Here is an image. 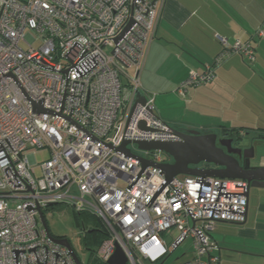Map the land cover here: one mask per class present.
<instances>
[{
  "label": "built area",
  "instance_id": "built-area-1",
  "mask_svg": "<svg viewBox=\"0 0 264 264\" xmlns=\"http://www.w3.org/2000/svg\"><path fill=\"white\" fill-rule=\"evenodd\" d=\"M164 3L0 0V264H75L39 224V211L62 204L100 220L107 236L95 254L104 263L119 247L126 264H161L169 253L163 234L177 229L173 249L192 239L182 264H217L215 226L245 222L244 179L176 175L167 182L142 163L172 161L132 148L180 140L139 78ZM262 37L264 20L250 41L218 35L222 53L176 91L184 97L212 82L224 56L252 64ZM124 142L129 155L118 149ZM43 148L49 157L31 164L25 152Z\"/></svg>",
  "mask_w": 264,
  "mask_h": 264
},
{
  "label": "crops",
  "instance_id": "crops-1",
  "mask_svg": "<svg viewBox=\"0 0 264 264\" xmlns=\"http://www.w3.org/2000/svg\"><path fill=\"white\" fill-rule=\"evenodd\" d=\"M263 20L264 0H165L139 75L144 91L154 94L156 115L182 131L264 134V37L252 64L224 56L212 82L190 87L184 97L176 91L191 70L222 53L218 35L250 41ZM247 200L244 223L221 222L213 230L217 264H264V200Z\"/></svg>",
  "mask_w": 264,
  "mask_h": 264
},
{
  "label": "water",
  "instance_id": "water-1",
  "mask_svg": "<svg viewBox=\"0 0 264 264\" xmlns=\"http://www.w3.org/2000/svg\"><path fill=\"white\" fill-rule=\"evenodd\" d=\"M128 24L123 32L129 27ZM122 32V33H123ZM121 33V35H122ZM142 102L144 98L142 97ZM180 137L179 141L162 142V141H137V146L142 150H158L165 152L172 157L171 163L154 164L150 161H143V168L152 164L160 169L168 182L176 175L200 176V177H216V178H238L246 179L251 182L250 187L264 188V166L248 167L253 170L255 175L246 177L239 174L238 170L242 169L235 158L231 155L234 148L232 147V138L220 137L218 132L200 133L198 130H176ZM259 138L264 139V135H259ZM124 142L118 149L127 152ZM225 147L226 150L223 149ZM200 163L212 164L214 167L200 168ZM248 198L249 190L246 193ZM39 222L46 231L48 237L57 244L65 246L75 264H81L76 253L73 251L70 242L65 237H56L49 232L42 211L38 214ZM107 264H126L127 259L123 251L117 247L114 254L106 262ZM162 264V263H161Z\"/></svg>",
  "mask_w": 264,
  "mask_h": 264
},
{
  "label": "rangeland",
  "instance_id": "rangeland-1",
  "mask_svg": "<svg viewBox=\"0 0 264 264\" xmlns=\"http://www.w3.org/2000/svg\"><path fill=\"white\" fill-rule=\"evenodd\" d=\"M35 47L40 44L39 40L34 43ZM22 47L27 45L22 43ZM131 72V71H129ZM122 82L125 84L127 82L124 75L121 76ZM172 126L177 127L174 123ZM248 132V131H247ZM134 150H139L137 145H132ZM140 154H144L142 151H138ZM163 160L171 162L173 159L170 155L165 152L159 151L158 153ZM259 154L264 157V141L259 145ZM25 155L30 157L34 156V160L31 159L30 163L37 166L40 162L46 160L49 157V152L47 149H28ZM264 160V159H263ZM249 198L251 202L255 199L264 200V188L258 189L251 187L249 191ZM264 202V201H263ZM44 220L46 222L47 228L51 235L56 237H65L69 240L73 251L76 253L81 264H107L101 262L96 257V250L98 247L94 246L92 243L85 244V239L81 231V226L76 224L73 216V209L67 205H57L52 209H45L43 211ZM41 225V223H39ZM97 230H100L97 228ZM169 233V234H168ZM214 232H212L213 234ZM177 229L168 230L163 234L166 245L169 248V253L162 264H182L191 255L192 250V239L187 237L182 241L175 249L172 247V241L178 236ZM95 251V252H94Z\"/></svg>",
  "mask_w": 264,
  "mask_h": 264
},
{
  "label": "flooded vegetation",
  "instance_id": "flooded-vegetation-1",
  "mask_svg": "<svg viewBox=\"0 0 264 264\" xmlns=\"http://www.w3.org/2000/svg\"><path fill=\"white\" fill-rule=\"evenodd\" d=\"M219 134L220 135L218 136V138L227 137L233 139L232 147L234 148V150L232 151L231 155L235 158L238 165L242 168L238 170L239 174H242L246 177H252L255 175V172L248 169V167L264 166V157L259 154V145L264 141V139L259 138V135L264 134H252L250 132L242 133L241 135H223L222 133ZM223 149L226 150L225 147H223ZM198 167L210 168L214 166L212 164L200 163ZM244 180L247 181L246 179ZM250 184L251 182H248L249 190L251 188Z\"/></svg>",
  "mask_w": 264,
  "mask_h": 264
},
{
  "label": "trees",
  "instance_id": "trees-1",
  "mask_svg": "<svg viewBox=\"0 0 264 264\" xmlns=\"http://www.w3.org/2000/svg\"><path fill=\"white\" fill-rule=\"evenodd\" d=\"M207 132L212 131H200V133ZM218 133H222L223 135L234 134L231 132H226L225 130H222V132L219 131ZM52 208L54 207H49L48 209ZM73 216L76 224L81 226V231L85 239V244L87 245L88 243H92L94 246L98 247L107 236L100 220L88 212H77L73 210ZM97 228H99L100 230H97Z\"/></svg>",
  "mask_w": 264,
  "mask_h": 264
}]
</instances>
